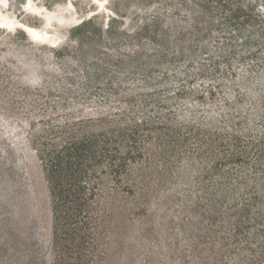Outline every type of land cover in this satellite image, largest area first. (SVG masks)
Wrapping results in <instances>:
<instances>
[{
  "label": "trees",
  "instance_id": "16d2710c",
  "mask_svg": "<svg viewBox=\"0 0 264 264\" xmlns=\"http://www.w3.org/2000/svg\"><path fill=\"white\" fill-rule=\"evenodd\" d=\"M185 1L194 8L189 25H179V41L154 40L148 49L135 44L127 58L145 53L201 64L196 52L208 53L206 42L217 33L230 51L244 45L242 58L259 61L261 69L242 75L230 66L237 83L197 124L195 113L173 106L169 96L147 92L133 102L135 92L155 87L150 64L142 68L144 88H128L123 105L103 108L113 112L72 116L65 110L45 123L35 150L52 211L51 264H264V0L176 3ZM208 94L222 97L223 91L212 86ZM195 161L202 173L187 184L186 169ZM177 179L188 185L184 199L171 188ZM169 188L181 203L182 240L173 221L163 238L153 234L160 197L169 198L160 190Z\"/></svg>",
  "mask_w": 264,
  "mask_h": 264
},
{
  "label": "rangeland",
  "instance_id": "374dc122",
  "mask_svg": "<svg viewBox=\"0 0 264 264\" xmlns=\"http://www.w3.org/2000/svg\"><path fill=\"white\" fill-rule=\"evenodd\" d=\"M32 1L71 22L52 21L46 34L30 37L22 25L41 32L42 19L21 8L24 0H7L8 6L0 10L18 21L0 25V264H51L53 259L49 190L35 150L45 123L63 116L65 110L80 116L93 110L105 112L107 105L120 107L130 98L125 93L128 88H144L142 68L150 64L155 87L135 92L133 102L138 105L147 92L162 100L169 96L178 109L190 108L197 124L206 110L226 98L227 87L237 83L228 74L230 66L242 75L262 67H256L260 62L255 59L242 58L247 53L242 51L244 45L237 42L230 51L231 46L217 33L206 42L208 53L196 52L195 60L201 64L169 62L145 53L127 58L135 44L148 49L154 40L179 41V25L191 22L188 12L194 4L190 1L181 6L176 0ZM178 6L180 11H174ZM212 86L221 87L222 97L208 94ZM186 173L188 184L202 170L195 161ZM127 181L123 178V184ZM178 181L171 188L184 199L182 191L188 185ZM171 188L160 190L159 195L167 192L169 198L160 197L164 202L155 210L158 224L153 234L163 238L167 222L173 221V232L182 240L177 226L181 203L170 196Z\"/></svg>",
  "mask_w": 264,
  "mask_h": 264
},
{
  "label": "bare ground",
  "instance_id": "6f19581e",
  "mask_svg": "<svg viewBox=\"0 0 264 264\" xmlns=\"http://www.w3.org/2000/svg\"><path fill=\"white\" fill-rule=\"evenodd\" d=\"M2 1L3 0H0V10L1 11L4 10L8 6V2H7V4H4V2H2ZM21 4L23 5V7H21V8L24 11H26L28 13H31V14H34V15H37L41 19H42V15L40 13L47 12V8H44V6H41V5L34 4V2L32 0H27V1L23 2V3H21ZM38 9H41L40 13H39V11H37ZM1 11H0V25L7 26L9 24L11 25L13 23H18V21L14 19V16L11 17V16H9V15L1 12ZM50 13H53V12L50 11ZM54 21H56L57 23H64V22L65 23H69V22H71V20L68 21V18L63 17L61 15L58 16V19L54 20ZM22 27H23L25 32L26 31L28 32L30 37H41L43 34L47 33V31H45V29H47L48 26L40 27L42 29L41 32H38L36 30V28L35 29L33 27L30 28V27H28L26 25H22Z\"/></svg>",
  "mask_w": 264,
  "mask_h": 264
},
{
  "label": "water",
  "instance_id": "95a60500",
  "mask_svg": "<svg viewBox=\"0 0 264 264\" xmlns=\"http://www.w3.org/2000/svg\"><path fill=\"white\" fill-rule=\"evenodd\" d=\"M27 1V0H24V2ZM2 2H4V4H7V0H3ZM6 2V3H5ZM25 4V3H24ZM21 7H23V5L21 4L20 5ZM40 10L41 9H38L37 11H39L40 13ZM42 15V23L40 25V27H50L51 26V23L52 21L54 20H57L58 19V14H53V13H50L49 10H47V12H43V13H40ZM60 16V15H59ZM62 16V15H61ZM79 20V19H78ZM78 20H75V21H78ZM68 21H70V19L68 18ZM47 27V28H48ZM46 31V29H45ZM26 34H28V32L26 31ZM29 35V34H28Z\"/></svg>",
  "mask_w": 264,
  "mask_h": 264
}]
</instances>
